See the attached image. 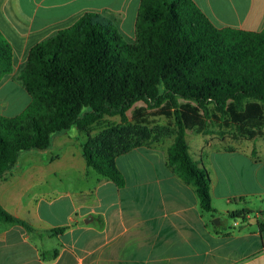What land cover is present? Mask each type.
I'll list each match as a JSON object with an SVG mask.
<instances>
[{"label": "crops", "instance_id": "0c3cea01", "mask_svg": "<svg viewBox=\"0 0 264 264\" xmlns=\"http://www.w3.org/2000/svg\"><path fill=\"white\" fill-rule=\"evenodd\" d=\"M193 1L217 28L264 29V0ZM139 3L0 0V31L13 51V71L0 80V114H17L30 100L15 75L33 44L88 10L107 11L133 38ZM20 94L21 110L6 114ZM69 131L56 151L0 177V205L34 228L0 220V264H264V229L258 226L264 203L259 208L246 204L264 201V156L258 151L252 155V149L204 144L208 162L198 159L211 179L215 211L210 213L167 165L168 145L143 144L118 155L115 162L125 181L119 187L86 165L82 137ZM63 176L73 184H65ZM216 200L226 205L227 214L234 210L232 203L254 212L230 222L220 217ZM61 226V232L45 234ZM54 249L56 254L48 256Z\"/></svg>", "mask_w": 264, "mask_h": 264}, {"label": "trees", "instance_id": "16d2710c", "mask_svg": "<svg viewBox=\"0 0 264 264\" xmlns=\"http://www.w3.org/2000/svg\"><path fill=\"white\" fill-rule=\"evenodd\" d=\"M12 71V47L0 31V80ZM15 79L30 100L17 114H0V177L22 151L49 148L55 134L74 127L87 131L80 143L86 165L121 187L116 157L143 145L135 136L147 131L149 116L163 115L172 126L158 127L154 138L172 136L167 165L192 186L200 208L213 213L210 175L192 157L186 129L206 133L218 121L249 139L264 135V29L217 28L193 0H140L133 38L107 11H85L33 44ZM137 101L144 104L135 107ZM106 115L121 123L90 135ZM130 120L128 135L123 123ZM251 212L228 214L245 220ZM0 220L34 229L1 205ZM258 226L264 229V219Z\"/></svg>", "mask_w": 264, "mask_h": 264}, {"label": "rangeland", "instance_id": "374dc122", "mask_svg": "<svg viewBox=\"0 0 264 264\" xmlns=\"http://www.w3.org/2000/svg\"><path fill=\"white\" fill-rule=\"evenodd\" d=\"M127 36V35H126ZM16 91L13 92L14 96ZM21 97L22 95L20 94V99L19 102L17 103L16 107L11 108L10 110L6 111V114H11L14 112H17L18 110H21ZM144 104L142 101H137L134 106H139ZM131 109H129L127 111L128 115L130 116L131 114ZM133 120H130L129 122H125L124 124V131L126 133H128V135L131 133H134V131L132 130V125H134L132 122ZM120 117L118 115H113V116H104L103 119H101L100 123L96 124L93 126V128H91L89 130V134L90 135H96L97 133H99L101 130H103L104 128H109L111 126H115L120 124ZM172 119H169L163 115H152L149 116L148 118V123L147 124H143L146 125V130L145 133L143 135H141V137H139V134L135 137L139 138L144 144L146 145H160V146H164L166 147L167 145L169 146L170 143L172 142V136L171 135H167V136H158L154 138V131L155 129H157L158 127H162V126H172ZM219 123L218 121H216L215 123H213L212 125H209L206 133H196L194 130L192 129H186L185 132V136L186 139L188 141V144L190 146V153L192 155V157L198 159V157H202L203 160H207V157H205L207 155L206 151H205V145L204 144H208L211 145L213 147H224V148H243V149H254L255 153L256 151H258L257 153H259L260 155L264 156V135L260 136V137H256L254 139H249L243 135L238 134L234 128L232 127H225L222 126V124ZM70 131L68 132V135H70L71 132L76 131V136L77 138H81V140H85V138L87 137L86 133L87 131L82 132L79 131L77 128H70ZM67 136V134L64 133H59V134H55L53 136L56 137V140L54 143H52V145H50L49 148L46 149H30V150H26V151H22L19 156H18V160H17V165L16 167H29V166H33L34 162L39 161L40 159V155L43 156L48 154V151H56L58 149L59 146H61L62 144H60L61 140L64 139ZM72 136V135H70ZM75 136V137H76ZM52 146V148H51ZM199 160V159H198ZM208 162V160H207ZM209 165V163H208ZM210 167V166H209ZM71 178L73 179V183H74V179H77L74 175H70ZM66 176L62 177V181L66 183H70L73 184L72 181L70 180V182L66 181ZM55 182L56 180H58V178H54ZM54 182V181H53ZM44 187V186H43ZM62 186H58V188H61ZM233 201V199H232ZM215 202H219L216 203L217 204V208H218V213L220 214V217L225 218L227 221L232 222V219L226 212H225V206L223 203H221V201L216 200ZM243 203V202H242ZM252 204L253 208H259L261 203V201H258L257 199H251L249 200L246 204ZM250 205V204H249ZM243 205L238 204V206L233 205V203L230 205L229 208H239ZM251 206V205H250ZM254 212V211H252ZM251 212V214H252ZM237 220L242 221V219L240 218H235ZM264 219V216L263 218Z\"/></svg>", "mask_w": 264, "mask_h": 264}, {"label": "water", "instance_id": "95a60500", "mask_svg": "<svg viewBox=\"0 0 264 264\" xmlns=\"http://www.w3.org/2000/svg\"><path fill=\"white\" fill-rule=\"evenodd\" d=\"M214 221H216V222H217V221H218V218L216 217V218L214 219Z\"/></svg>", "mask_w": 264, "mask_h": 264}]
</instances>
